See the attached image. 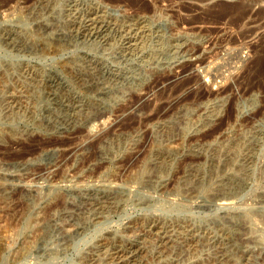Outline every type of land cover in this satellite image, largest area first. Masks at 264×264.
Masks as SVG:
<instances>
[{
    "label": "rangeland",
    "instance_id": "1",
    "mask_svg": "<svg viewBox=\"0 0 264 264\" xmlns=\"http://www.w3.org/2000/svg\"><path fill=\"white\" fill-rule=\"evenodd\" d=\"M113 1L0 0V264H264V0Z\"/></svg>",
    "mask_w": 264,
    "mask_h": 264
},
{
    "label": "bare ground",
    "instance_id": "2",
    "mask_svg": "<svg viewBox=\"0 0 264 264\" xmlns=\"http://www.w3.org/2000/svg\"><path fill=\"white\" fill-rule=\"evenodd\" d=\"M108 1H109V0H108ZM112 1H113V0H112ZM116 1H117V0H116ZM122 1H123V0H122ZM128 1H129V0H128ZM128 1H126V2H124V3H125V4L127 3L126 5L131 7V6L133 5V1H131V0H130L129 2H128ZM168 1H169V0H168ZM197 1L200 2V3H203V2L206 1V0H197ZM102 2H104V1H102ZM110 2H111V1H110ZM113 2L116 4L115 1H113ZM118 2H121V1H118ZM136 2L138 3L139 1L137 0ZM140 2H141V1H140ZM140 2L138 3L139 5H140ZM143 2H144V1H143ZM151 2H152V1H151ZM173 2H174V1H173ZM121 3H123V2H121ZM121 3H120V4H121ZM169 3H170V1H169ZM99 4H100V3H99ZM138 4H136V6H137ZM149 4H150V3H149ZM155 4H156V3H155ZM100 5H101V4H100ZM134 5H135V4H134ZM134 5H133V6H134ZM141 5H142V4H141ZM144 5H147V4H144ZM156 5H157V4H156ZM230 5H231V4H230ZM246 5H247V4H246ZM116 6H117V5H116ZM127 6H126V7H127ZM133 6H132V8H133ZM147 6H148V5H147ZM168 6H169V5H168ZM99 7H100V6H99ZM110 7H111V6H110ZM112 7H113V6H112ZM123 7H124V6H123ZM123 7H122V8H123ZM126 7H125V8H126ZM141 7H143V6H141ZM141 7L139 6V8H140L142 11H146V12H147V8H148V7H147V8H146L145 6H144L143 8H141ZM149 7H151V6H149ZM224 7H225V6H223V8H224ZM245 7H246V6H244V4H243L242 2L236 3V4L231 5V6L228 5L229 10H237V15H236V17L234 18L235 21H236V19H237V21H238V17H239L241 14H243V12H244L243 10H246V9H247V8L244 9ZM94 8H96V7H94ZM120 8H121V6H120ZM128 8H129V7H128ZM100 9H101V8H100ZM130 9H131V8H130ZM133 9H134V10L136 9L135 6H134ZM140 9H138V10H140ZM148 9H149V8H148ZM155 9H156V8H155ZM225 9H226V8H225ZM101 10H102V9H101ZM111 10H112V9H111ZM131 10H132V9H131ZM149 10H150V9H149ZM248 10H249V9H248ZM248 10H247V11H248ZM95 11H96V10H95ZM95 11H94V12H95ZM108 11H109V10H108ZM127 11H129V9H128ZM136 11H137V10H136ZM142 11H137V12L140 13V12H142ZM157 11H159V9H158ZM247 11H246V12H247ZM102 12H103V11H102ZM106 12H107V11H106ZM111 12H112V11H111ZM113 12H114V10H113ZM113 12H112V13H113ZM119 12H120V11H118V13H119ZM108 13H109V12H108ZM112 13H111V14H112ZM115 13H116V12H115ZM123 13H124V12H123ZM131 13H132V12H131ZM131 13H130V15H131ZM150 13H151V12H150ZM155 13H157V12H155ZM163 13H165V12H163ZM166 13H167V12H166ZM170 13H171V12H170ZM220 13H223V11L221 10V12H219V14L217 13V15H215V17H220V16L222 17V15H220ZM121 14H122V13H121ZM125 14H126V13H125ZM135 14H136V13H135ZM141 14H142V13H141ZM141 14H140V15H141ZM223 14H224V13H223ZM247 14H248V13H246V15H247ZM94 15H96V14H94ZM101 15H102V14H101ZM119 15H120V14H119ZM144 15H145V14H144ZM146 15H147V14H146ZM149 15H150V14H149ZM154 15H155V14H154ZM92 16H93V14H92ZM99 16H100V15H99ZM223 16H224V15H223ZM243 16L245 17V15H243ZM243 16H242V17H243ZM93 17H94V16H93ZM104 17H105V16H104ZM118 17H120V16H117V20H115L116 17H115V19H111V20L117 21L116 23H114L115 25H114L113 23H112V24H113V25H112V24H111L112 21H109V23L111 24V26H110L109 28H111V27L113 26L114 28H116L117 30H119V31H121V32H122V30H124V29H122V27H123V24H125V23H126V25H124V28H126L127 25L131 24V22H133V24L140 25V26H141V24H142L144 21H145V23L147 22V21L145 20L144 17H141V16L139 17V16H137V15L134 16V13H133L132 16L124 15V16H121L119 19H118ZM149 17H150V16H149ZM160 17H161V16H160ZM215 17H214V18H215ZM106 18H108V17H106ZM113 18H114V17H113ZM146 18H147V17H146ZM208 18H209V17L204 18V19H203V18H200V17H193V18L191 17V20H190L188 23H189V24L204 23L205 21L208 22V20H209ZM90 19H91V18H90ZM102 19H103V18H102ZM166 19H167V17H166ZM212 19H213V18H212ZM216 19H217V18H216ZM224 19H225V18H224ZM107 20H109V18H108ZM147 20H148V22L150 21L149 19H147ZM218 20H219V19H218ZM234 20H233V22H234ZM114 21H113V22H114ZM125 21H126V22H125ZM127 21H129L130 23L128 22L129 24H127ZM184 21H185V20H184ZM184 21H183V22H184ZM216 21H217V20H216ZM92 22H93V21H92ZM98 22H99V21H98ZM123 22H125V23H123ZM227 22H228V21H227ZM104 23H105V22H104ZM145 23L143 24L144 26L142 25L143 27L141 26V28H144V27L146 26ZM217 23H218V22H217ZM90 24H91V23H90ZM90 24H89V25H90ZM110 24H109V25H110ZM179 24H180V23H179ZM183 24H184V23H183ZM147 25H148V24H147ZM154 25H155V24H154ZM186 25H187V24H186ZM125 26H126V27H125ZM130 26H131V25H130ZM149 26H150V25H149ZM149 26H147V27L149 28ZM176 26H177V25H176ZM105 27H108V26L106 25ZM128 27H129V26H128ZM131 27L133 28V27H135V26H131ZM131 27H130V28H131ZM88 28H89V27H88ZM99 28H100V27H98V29H99ZM138 28H139V27H137V29H136V28H135V29L138 30ZM154 28H155V27H154ZM95 29H96V28H95ZM112 29H113V28H112ZM116 29H114V30L117 32ZM127 29H128V28H126V30H127ZM162 29H163V28H162ZM48 30H49V29H48ZM106 30H107V29H106ZM106 30H105V31H106ZM114 30H112V31H114ZM149 30H150V29H149ZM151 30H152V29H151ZM156 30H157V29H156ZM156 30H154V31H156ZM46 31H47V30H46ZM50 31H51V30H50ZM109 31H110V30H109ZM129 31H131V29H130ZM144 31H145V30H144ZM147 31H148V30H147ZM159 31H160V30H159ZM162 31H163V30H162ZM55 32H56V31H55ZM58 32H59V31H58ZM116 32H115V33H116ZM125 32H126V31H125ZM135 32H136V31H135ZM139 32H140V31H138V33H139ZM165 32H166V31H165ZM52 33H53V32H52ZM118 33H120V32H118ZM118 33H117V35H118ZM122 33H124V32H122ZM132 33H133V35L131 34L132 36H131V35L128 36V38H129V39H128V40H129L128 42H129V43H130L131 41L134 42L135 40L140 39V37H141L140 40H142L143 38H147V37H148V36H147V37H146V36H143V37H142V35H143L142 32H141V36H140L139 34H134V32H132ZM136 33H137V32H136ZM147 33H149V31H148ZM147 33H146V35H148ZM170 33H171V32H170ZM178 33H180V32H178ZM54 34H55V33H54ZM120 34H121V33H120ZM120 34H119V36H120ZM127 34H130V33H127ZM144 34H145V32H144ZM199 34H200V33H199ZM50 35H51V34H50ZM105 35H106V34H105ZM135 35H137V39L135 38V37H136ZM138 35L140 36L139 38H138ZM161 35H162V34H161ZM165 35H166V34H165ZM94 36H95V35H94ZM100 36H101V35H100ZM106 36H107V35H106ZM123 36H124V35H123ZM166 36H168V35H166ZM169 36H170V35H169ZM95 37H97V36H95ZM104 37H105V36H104ZM111 37H113V36H111ZM121 37H122V36H121ZM121 37H120V38H121ZM125 37H126V36H125ZM125 37H124V38H125ZM163 37H164V35H163ZM163 37H162V38H163ZM171 37H173V36H171ZM199 37H200V36H199ZM206 37H207V36H206ZM206 37H204V38H206ZM101 38H102V36H101ZM200 38H202V37H200ZM122 39H123V38H122ZM125 39H126V38H125ZM125 39H123V40H125ZM151 39H152V38H151ZM153 39H154V38H153ZM165 39H166V38H165ZM172 39H173V38H172ZM175 39H176V38H175ZM175 39H174V40H175ZM207 39H208V38H207ZM100 40H101V39H100ZM140 40H139V41H140ZM146 40H147V39H146ZM155 40H157V39H155ZM160 40H161V39H159V41H160ZM169 40H170V39H169ZM203 40H204V39H203ZM92 41H93V39H92ZM114 41H115V40H114ZM139 41H138V42H139ZM143 41H144V40H143ZM147 41H148V40H147ZM159 41H158V42H159ZM118 42H119V39H118ZM123 42H124V41H123ZM135 42H136V41H135ZM135 42H134V43H135ZM144 42H145V41H144ZM209 42H210V40H209ZM96 43H97V42H96ZM111 43H112V42H111ZM125 43H126V42H125ZM151 43H152V42H151ZM204 43H205V42H204ZM94 44H95V42H94ZM114 44H115V43H114ZM131 44H132V42H131ZM131 44H127V43H126V46H127V45H130V47H131ZM140 44L143 45V43H140ZM140 44H139V45H140ZM161 44H162V43H161ZM202 44H203V43H202ZM210 44H211V43H210ZM124 45H125V44H124ZM152 45H153V44H152ZM200 45H201V44H200ZM98 46H99V45H98ZM110 46H111V45H110ZM121 46H122V45H121ZM157 46H158V45H157ZM160 46H161V45H160ZM171 46H172V45H171ZM209 46H210V45H209ZM134 47H136V46H134ZM142 47H143V46H142ZM150 47H151V46H150ZM150 47H149V48H150ZM153 47H156V46H153ZM194 47H195V46H194ZM199 47H200V46H199ZM254 47H255V46H254ZM107 48H108V47H107ZM132 48H133V47H132ZM136 48H139V47H136ZM147 48H148V47H147ZM170 48H171V47H170ZM201 48H202V47H201ZM206 48H207V47H206ZM211 48H212V47H211ZM250 48H251V47H250ZM255 48H256V47H255ZM255 48H253V49L251 48V49H252V50H255ZM118 49H119V48H118ZM133 49H134V48H133ZM140 49H141V48H140ZM152 49H154V48H152ZM189 49H190V48H189ZM198 49H199V48H198ZM204 49H205V48H204ZM125 50H126V49H125ZM127 50H128V48H127ZM138 50H139V49H138ZM143 50H144V48H143ZM196 50H197V49H196ZM120 51H121V50H120ZM133 51H134V50H133ZM191 51H192V50H191ZM213 51H214V50H213ZM256 51H257V50H256ZM111 52H112V51H111ZM121 52H122V51H121ZM124 52H126V51H124ZM151 52H152V51H151ZM153 52H154V51H153ZM192 52H193V51H192ZM197 53H198V52H197ZM199 53H200V52H199ZM109 54H110V53H109ZM122 54H123V53H122ZM125 54H126V53H125ZM187 54H189V53H187ZM193 54H194V53H193ZM209 55H210V54H209ZM114 56H115V55H114ZM123 56H124V55H123ZM187 56H188V55H187ZM190 56H191V55H190ZM190 56H189V57H190ZM195 56H196V55H195ZM196 57H198V56H196ZM120 58H122V57H120ZM125 58H126V56H125ZM109 59H110V58H109ZM199 59H200V58H199ZM118 60H119V59H118ZM111 61H112V60H111ZM201 61H202V59H201ZM110 64H111V62H110ZM114 64H115V63H114ZM195 64H196V63H195ZM189 65H190V64H189ZM203 65H204V64H203ZM186 66H187V65H186ZM197 66H198V65H197ZM250 66H251V69L254 70V71H256L257 73H263V72H264V54L261 55V56H257L256 58H254V60L251 62V65H250ZM192 67H193V66H192ZM248 67H249V66H248ZM120 68H121V67H120ZM122 68H123V67H122ZM193 68H194V67H193ZM117 69H118V68H117ZM117 69H116V70H117ZM188 69H189V66H188V68H187V67L184 68L185 71H187ZM190 69H191V68H190ZM249 69H250V68H249ZM184 70H183V71H184ZM193 70H194V69H193ZM179 71H180V70H179ZM185 71H184V72H185ZM244 71H245V69H244ZM192 72H193V71H192ZM180 73H181V72H180ZM186 73H187V72H186ZM188 74H189V73H188ZM194 74H195V73H194ZM173 75H174V74H173ZM185 76H186V75H185ZM166 77H167V76H166ZM172 77H173V76H172ZM164 78H165V77H164ZM175 78H176V77H175ZM183 78H184V76H183ZM186 78H187V77H186ZM190 78H191V79H190ZM190 78H188L187 80L184 79V81H182L181 83L175 84V86H173L174 89L170 92V94H174L179 88L182 87V89H183V87H185L184 85H187V86H188V84H191V82H194L193 80H195V79H193L192 77H190ZM196 78H197V77H196ZM160 79H161V78H160ZM162 79H163V78H162ZM162 79H161V80H162ZM166 79H168V78H166ZM169 79H170V78H169ZM180 79H181V78H180ZM197 79H198V78H197ZM197 79H196V80H197ZM157 80H158V79H157ZM164 80H165V79H164ZM171 80H172V79H171ZM175 80H176V82H177V79H175ZM155 81H156V80H155ZM173 81H174V80H173ZM197 81H198V80H197ZM167 82H168V81H167ZM167 82H166V83H167ZM160 83H161V82H160ZM160 83H159V84H160ZM163 83H164V82H163ZM194 83H196V82H194ZM154 84H155V83H154ZM171 84H172V81H171ZM173 84H174V83H173ZM155 86H157V85H155ZM167 87H168V86H167ZM167 87H166V88H167ZM169 87H170V86H169ZM169 87H168V88H169ZM171 87H172V86H171ZM201 87H202V86H201ZM201 87H200V89H202ZM188 88H189V86H188ZM190 88H191V87H190ZM198 88H199V86H198ZM150 89H151V88H150ZM155 89H156V88H155ZM160 89H161V88H160ZM162 89H163V88H162ZM195 89H196V88H195ZM226 89H228V88H226ZM152 90H153V89H152ZM166 90H167V89H166ZM187 90H189V89H187ZM207 90H208V89H207ZM207 90H206V92H207ZM210 90H211V89H210ZM219 90H220V89H219ZM221 90H222V89H221ZM221 90H220V91H221ZM146 91H147V90H146ZM150 91H151V90H150ZM189 91H190V90H189ZM189 91H188V93H189ZM193 91H195V90L193 89ZM222 91H223V90H222ZM181 92H182V91H181ZM195 92H196V91H195ZM202 92H203V91H202ZM225 92H226V90H225ZM203 93H205V92H203ZM210 93H211V92H210ZM213 93H214V92H213ZM217 93H218V92H217ZM220 93H221V92H220ZM145 94H146V93H145ZM157 94H158V93H157ZM165 94H166V93H165ZM179 94H180V93H179ZM196 94H197V93H196ZM198 94H199V93H198ZM198 94H197V95H198ZM201 94H202V93H200V95H201ZM208 94H209V93H208ZM218 94H219V93H218ZM158 95H159V94H158ZM161 95H162V94H161ZM168 95H169V94H168ZM189 95H190V94H189ZM205 95H206V94H205ZM171 96H172V95H171ZM203 96H204V94H203ZM153 97L155 98V96H153ZM153 97H152V98H153ZM165 97H166V95H165ZM167 97H168V96H167ZM185 97H187V96L185 95ZM196 97H197V96H196ZM201 97H202V96H201ZM157 98H158V97H157ZM175 98H176V96H175ZM181 98H182V97H181ZM198 98L200 99V96H199ZM207 98H208V97H207ZM160 99H161V98H160ZM172 99H174V98H172ZM195 99H196V98H195ZM201 99H202V98H201ZM152 100H153V99H152ZM168 100L170 101L171 99H168ZM179 100H180V99H179ZM186 100H187V99H186ZM189 100H190V99H189ZM174 102H176V101H174ZM177 102H178V101H177ZM180 102H181V101H180ZM182 102H183V100H182ZM201 102H202V100H201ZM195 103H196V102H195ZM195 103H194V104H195ZM198 103H199V102H198ZM172 104H174V103H172ZM172 104H171V105H172ZM183 104H184V103H183ZM142 105H143V104H142ZM142 105H140V106L142 107ZM145 105H146V104H145ZM176 105H178V104H176ZM178 106H179V105H178ZM172 107H173V106H172ZM145 108H146V107H145ZM173 108H174V107H173ZM179 108H180V106H179ZM184 108H185V106H184ZM184 108H183V109H184ZM141 109H142V108H141ZM171 109H172V108H171ZM144 110H145V109H144ZM146 110H147V109H146ZM159 110H160V109H159ZM167 110H168V108H167ZM160 112H161V111H160ZM180 112H181V111H180ZM163 113H164V112H163ZM167 113H168V112H167ZM259 113H260V112H259ZM155 114H156V112H155ZM158 114H159V113H158ZM166 115H167V114H166ZM153 117H154V116H153ZM254 117H255V116H254ZM252 118H253V117H252ZM148 120H149V119H148ZM224 122H225V121H224ZM220 124H221V123H220ZM212 132H213V131H212ZM210 134H211V133H210ZM226 136H227V135H226ZM204 137H205V136H204ZM211 137H212V135H211ZM254 137H256V136H254ZM214 138H216V136H215ZM214 138H213V139H214ZM220 138H221V137H220ZM223 138H225V137L223 136ZM252 138H253V137H252ZM259 138H260V137H259ZM217 139H218V138H217ZM217 139H216V140H217ZM174 140H175V139H174ZM222 140H223V139H222ZM226 140H227V139H226ZM239 140H240V139H239ZM252 140H253V139H252ZM258 140H260V139H258ZM207 141H208V140H207ZM207 141H206V142H207ZM219 141H220V140H219ZM244 141H245V140H244ZM256 141H257V140H256ZM261 141H262V140H261ZM203 142H204V141H202L201 144H203ZM257 142H258V141H257ZM241 143H242V142H241ZM249 143H250V142H249ZM254 143H255V142H254ZM261 143H262V142H261ZM152 144H153V143H152ZM156 144H157V143H156ZM168 144H169V142H168ZM207 144H208V142H207ZM227 144H228V143H227ZM247 144H248V143H247ZM154 145H155V144H154ZM165 145H166V144H165ZM255 145H256V144H255ZM257 145H258V144H257ZM150 146H151V145H150ZM150 146H149V147H150ZM160 146H161V145H160ZM160 146H159V147H160ZM167 146H168V145H166V147H167ZM239 146H240V145H239ZM245 146H246V145H245ZM152 147H153V146H152ZM168 147H170V146H168ZM173 147H174V146H173ZM176 147H177V146H176ZM247 147H248V146H247ZM250 147H251V146H250ZM160 148H161V147H160ZM160 148H159V150H161ZM253 148H254V147H253ZM165 149H166V148H165ZM218 149H219V148H218ZM159 150H158V151H159ZM171 150H172V149H171ZM175 150H176V149H175ZM247 150H248V149H247ZM249 150H250V149H249ZM151 151H152V150H151ZM161 151H163V149H162ZM167 151L169 152L170 150L168 149ZM242 151H243V150H242ZM244 151H245V150H244ZM253 151H254V150H253ZM147 152H148V150H147ZM164 152H165V154H166V151H165V150H164ZM221 152H222V151H221ZM221 152H220V153H221ZM255 152H256V150H255ZM259 152H260V151H259ZM148 153H149V152H148ZM159 153H160V152H159ZM169 153H171V151H170ZM240 153H241V152H240ZM216 154H217V153H216ZM242 154H243V153H242ZM248 154H249V153H248ZM252 154H253V153H252ZM263 154H264V153H263ZM263 154H262V155H263ZM227 155H228V154H227ZM231 155H232V154H231ZM253 155H254V154H253ZM255 155H256V154H255ZM165 156H166V155H165ZM169 156H170V155H169ZM193 156H194V155H193ZM217 156H218V155H217ZM217 156H216V158H217ZM249 156H250V154H249ZM257 156H258V154H257ZM153 157H154V156H153ZM204 157H206V156H204ZM208 157L210 158L211 156H208ZM221 157H222V156H221ZM226 157H227V156H226ZM238 157H239V156H238ZM154 158H155V157H154ZM157 158H158V157H157ZM163 158H164V156H163ZM223 158H224V157H223ZM227 158H228V157H227ZM229 158H230V157H229ZM232 158H233V157H232ZM241 158H242V157H241ZM248 158H249V157H248ZM250 158H251V156H250ZM250 158H249V160H250ZM152 159H153V158H152ZM161 159H162V158H161ZM164 159H165V158H164ZM168 159H169V158H168ZM191 159H192V158H191ZM194 159H195V158H194ZM204 159H207V158H204ZM225 159H226V158H225ZM242 159H243V158H242ZM242 159H241V160H242ZM261 159H262V158H261ZM201 160H202V159H201ZM201 160H200V161H201ZM207 160H208V159H207ZM226 160H227V159H226ZM252 160H253V159H252ZM256 160H257V159H256ZM147 161H148V160H147ZM149 161H150V160H149ZM161 161H162V160H161ZM163 161H164V160H163ZM165 161H166V160H165ZM198 161H199V160H198ZM227 161H228V160H227ZM227 161H226V162H227ZM234 161H235V160H234ZM238 161H240V160H238ZM245 161H246V160H245ZM245 161H243V162H245ZM247 161H248V160H247ZM257 161H260V160L258 159ZM193 162H194V161H193ZM211 162H212V161H211ZM215 162H216V161H215ZM215 162H214V163H215ZM222 162H223V161H222ZM222 162H221V165L223 164ZM230 162H231V160H230ZM243 162H241V163H243ZM250 162H251V161H250ZM151 163H152V162H151ZM151 163H150V164H151ZM197 163H198V162H197ZM206 163H207V162H206ZM208 163H209V161H208ZM208 163H207V165H209ZM231 163H232V162H231ZM233 163H234V162H233ZM238 163H239V162H238ZM253 163H254V162H253ZM253 163H252V164H253ZM256 163H257V162H256ZM143 164H144V163H143ZM160 164H161V163H160ZM189 164H190V162H189ZM192 164L194 165V163H192ZM192 164H191V165H192ZM203 164H204V163H203ZM217 164H219V163H217ZM226 164H227V163H226ZM234 164H235V163H234ZM248 164H249V163H248ZM258 164H259V163H258ZM156 165H157V164H156ZM186 165H187V164H186ZM196 165H197V164H196ZM207 165H206V166H207ZM211 165H212V164H211ZM213 165H214V164H213ZM235 165H236V164H235ZM235 165H232V166H235ZM239 165H240V164H239ZM254 165H255V164H254ZM164 166H165V165H164ZM197 166H198V165H197ZM243 166H244V165H243ZM141 167H142V166H141ZM188 167H189V165H188ZM202 167H203V166H202ZM213 167H215V166H212L211 168L213 169ZM216 167H217V165H216ZM223 167H224V166H223ZM241 167H242V165H241ZM247 167H248V166H246V167H244V168H247ZM143 168H144V167H143ZM143 168H142V169H143ZM195 168H196V167H195ZM195 168H194V169H195ZM219 168H220V166H219ZM249 168H250V167H249ZM249 168H248V170H249ZM157 169H158V168H157ZM199 169H200V168H199ZM209 169H210V167H209ZM221 169H223V168H221ZM238 169H239V168H238ZM151 170H152V169H151ZM187 170H188V169H187ZM191 170H192V169H191ZM196 170H197V168H196ZM196 170H195V171H196ZM218 170H219V169H218ZM225 170H226V168H225ZM225 170H223V171H225ZM231 170H232V169H231ZM235 170H236V169H235ZM239 170H240V169H239ZM241 170H242V169H241ZM250 170H251V173L253 172L252 174L254 175L255 170H257V169L251 168ZM250 170H249V171H250ZM210 171H212V170H210ZM236 171H237V170H236ZM246 171H247V170H246ZM258 171H259V170H258ZM263 171H264V170H262L261 172H258V173H261L260 175L262 176V175L264 174ZM141 172L143 173V171H141ZM144 172H145V171H144ZM146 172H147V171H146ZM231 172H232V171H231ZM241 172H242V171H241ZM197 173H199V172H197ZM202 173H203V172H202ZM211 173H213V172H211ZM228 173H229V172H228ZM247 173H249V172L247 171ZM233 174H234V172H233ZM225 175H226V173H225ZM243 175H244V174H243ZM253 175H252V176H253ZM260 175H259V176H260ZM210 176H211V175H210ZM228 176H229V175H228ZM230 176H232V174H231ZM233 176H235V175H233ZM252 176H251V177H252ZM254 176H255V175H254ZM254 176H253V177H254ZM259 176H258V177H259ZM187 177H188V176H187ZM236 177H237V178H236ZM238 177H239V176H235V178H233V179L235 180V183L237 182V180H239ZM241 177H242V176H240V179H241ZM256 177H257V176H256ZM256 177H254V178H256ZM258 177H257V178H258ZM201 178H202V177H201ZM201 178H200V179H201ZM203 178H204V177H203ZM230 178H231V179H230ZM230 178L228 177L229 180H232V177H230ZM197 179H198V178H197ZM197 179H196V180H197ZM224 179H225V178H224ZM236 179H237V180H236ZM260 179H261V178H260ZM243 180H244V179H243ZM243 180H242V181H243ZM197 181H199V180H197ZM226 181H227V179H226ZM252 181H253V180H252ZM222 182H224V181H222ZM228 182H229V181H228ZM231 182H232V181H231ZM233 182H234V181H233ZM255 182H256V181H255ZM259 182H260V180H259ZM259 182H258V183H259ZM200 183H201V181H200ZM219 183H220V182H219ZM224 183H225V182H224ZM238 183H239V182H238ZM197 184H199V183H197ZM209 185H210V184H209ZM223 185H224V184H223ZM231 185L233 186V185H235V184H230V186H231ZM238 185H240V184H238ZM224 186H225V185H224ZM221 187H223V186H221ZM233 187H234V186H233ZM236 187H237V185H236ZM202 188H203V187H202ZM225 188H226V186H225ZM230 188H231V187H230ZM211 189H212V186H211ZM220 189H221L222 191H221ZM220 189H219V190H220V195H219L218 193H216V195L218 194V196H220V197L218 198V202H219V203L216 204V202H215V204H216V205H219L220 208H223V209L226 208L227 206L230 207L229 205H231V200H232V198H233L232 196H233V195L236 196V193H237V192L234 194L233 192L235 191V189H234L233 191H231V190L229 189V187H227V189H224V188H223L224 190H223L222 188H220ZM236 189H237V188H236ZM178 190H179V189H178ZM175 191H176V190H175ZM178 192H179V191H178ZM212 192H213V191H212ZM211 194H212V193H211ZM213 194H214V193H213ZM218 196H216V197H218ZM257 196H258V195H257ZM213 197H214V196H213ZM215 199H216V198H215ZM212 200H214V199H211V201H212ZM216 200H217V199H216ZM258 200H259V199H258ZM260 202H261V201H260ZM232 204H233V203H232ZM210 205H211V204H210ZM216 205H213V206H216ZM201 207H202V206H201ZM210 207H211V206H210ZM217 208H218V207H217ZM223 209H222V210H223ZM256 209H257V208H256ZM258 209H259V208H258ZM258 209H257V210H258ZM257 210H256V211H257ZM252 211H253V210H252ZM253 212H254V211H253ZM259 212H260V211H259ZM259 212H257V213H259ZM224 213H225V212H224ZM262 213H263V211H262ZM254 215H255V214H254ZM256 215H257V217H258V214H256ZM259 215L261 216V215H263V214H259ZM248 217H249V216H248ZM251 217H253V216L251 215ZM261 217H262V219H263V218H264V215L261 216ZM254 218H255V216H254L253 218H251V220L254 219ZM244 219H245V218H244ZM247 219H248V218H247ZM255 219H256V218H255ZM155 220H156V218H155ZM249 220H250V219H249ZM251 220H250V221H251ZM252 221H253V220H252ZM259 221H260V220H259ZM154 222H155V221H154ZM159 222H160V221H159ZM246 222H247V221H246ZM261 222H262V221H261ZM155 223H157V222H155ZM188 223H189V222H188ZM188 223H187V224H188ZM258 223H259V222H258ZM262 223H263V222H262ZM152 224H153V222H152ZM176 224H177V223H176ZM249 224H250V223H249ZM251 224H252V222H251ZM177 225H178V224H177ZM181 225H182V224H181ZM189 225H190V224H189ZM245 225H246V224H245ZM246 226H247V225H246ZM249 226H250V225H249ZM160 227H161V226H159V228H160ZM180 227H181V226H180ZM242 227H245V226H242ZM193 228H194V227H193ZM209 228H210V227H209ZM247 228H248V227H247ZM249 228L251 229V227H249ZM166 229H167V230H170V229H168L167 227H166ZM205 229H206V228H205ZM205 229H204V230H205ZM216 229H217V228H216ZM222 229H223V228H222ZM240 229H241V227H240ZM243 229H244V228H243ZM245 229H246V228H245ZM183 230H184V229H183ZM191 230H192V229H191ZM208 230H209V229H208ZM218 230H219V229H218ZM251 230H253V228H252ZM161 231H162V230H161ZM189 231H190V229H189ZM211 231H212V230H211ZM224 231H225V230H224ZM169 232H170V231H169ZM169 232H168V234H169ZM197 232H198V231H197ZM212 232H213V231H212ZM219 232H220V231H219ZM221 232H222V230H221ZM240 232H241V230H240ZM242 232H244V231H242ZM245 232H246V231H245ZM170 233H172V232H170ZM204 233H205V232H204ZM213 233H214V232H213ZM237 233H238V232H237ZM248 233H249V232H248ZM166 234H167V233H166ZM168 234H167V235H168ZM175 234H176V233H175ZM184 234H187V233H184ZM195 234H196V233H195ZM199 234H200V233H199ZM250 234H251V232H250ZM254 234H256V233H254ZM254 234H251V235L254 236ZM182 235H183V233H182ZM191 235H192V234H191ZM202 235H203V233H202ZM207 235H208V234H207ZM216 235H217V234H216ZM226 235H227V234H226ZM233 235H234V234H233ZM239 235H240V233L238 234V236H239ZM241 235H242V234H241ZM245 235H246V234H245ZM248 235H249V234H248ZM159 236H160V235H159ZM169 236H170V235H169ZM174 236H175V235H174ZM188 236H189V235H188ZM188 236H187V237H188ZM213 236H214V235H213ZM231 236H232V235H231ZM231 236H230V238H231ZM249 236H250V235H249ZM249 236L247 237L248 239H249ZM196 237H197V236H196ZM200 237H202V236H200ZM214 237H215V236H214ZM219 237H220V236H219ZM219 237H217V238H219ZM242 237H243V235H242ZM245 237H246V236H245ZM254 237H255V236H254ZM178 238H179V237H178ZM190 238H191V237H190ZM204 238H205V237H204ZM223 238H224V237H223ZM227 238H228V237H227ZM232 238H233V236H232ZM234 238H235V237H234ZM166 239H167V238H166ZM166 239H165V240H166ZM173 239H174V238H173ZM200 239H202V238H200ZM252 239H253V238H252ZM254 239H255V238H254ZM182 240H183V239H182ZM210 240H211V239H210ZM235 240H236V239H235ZM235 240H234V241H235ZM167 241H168V240H167ZM171 241H172V240H171ZM173 241H174V240H173ZM176 241H177V240H176ZM180 241H181V240H180ZM195 241H196V240H195ZM204 241H205V240H204ZM204 241H203V242H204ZM208 241H209V240H208ZM218 241H219V240H218ZM159 242H160V241H159ZM162 242H163V239H162ZM178 242H179V240H178ZM189 242H190V240H189ZM189 242H188V243H189ZM228 242H229V241H228ZM228 242H227V244H228ZM254 242H255V240H254ZM163 243H164V242H163ZM198 243H199V242H198ZM204 243H205V242H204ZM204 243H203V244H204ZM207 243H208V242H207ZM222 243H223V242H222ZM230 243H231V242H230ZM230 243H229V244H230ZM173 244H174V243H173ZM192 244H193V243H192ZM200 244H201V243H200ZM240 244H241V243H240ZM240 244L238 243V246H239ZM168 245H169V244H168ZM187 245H188V244H187ZM189 245H190V244H189ZM189 245H188V246H189ZM196 245H197V244H196ZM233 245H234V244H233ZM157 246H158V245H157ZM161 246H162V245H161ZM171 246H172V245H171ZM183 246H184V245H183ZM193 246H194V244H193ZM231 246H232V245H231ZM164 247H165V245H164ZM168 247H169V246H168ZM172 247H173V246H172ZM220 247H222V244H221ZM220 247H219V248H220ZM228 247H229V246H228ZM242 247H243V246H242ZM158 248H160V246H159ZM181 248H182V247H181ZM190 248H191V247H190ZM193 248H194V247H193ZM195 248H196V247H195ZM195 248H194L193 250H195ZM197 248H198V247H197ZM231 248H233V247H231ZM165 249H166V248H165ZM177 249H178V248H177ZM200 249H201V248H200ZM237 249H238V247H237ZM161 250L163 251V249H161ZM166 250H167V249H166ZM173 250H174V248H173ZM182 250H183V249H182ZM167 251H168V250H167ZM201 251H202V250H201ZM232 251H234V250L232 249ZM241 251H242V250H241ZM180 253H181V252H180ZM200 254H201V253H200ZM252 254H253V253H252ZM252 254H251V255H252ZM228 255H229V254H228ZM163 256H164V255H163ZM246 257H247V256H246ZM249 258H250V257H249ZM251 259H252V257H251ZM158 260H159V258H158ZM158 260H157V261H158ZM247 261H248V260H247ZM231 263H232V262H231ZM233 263H234V262H233ZM248 263H249V262H248ZM251 263H252V262H251ZM253 263H254V262H253ZM254 264H255V263H254Z\"/></svg>",
    "mask_w": 264,
    "mask_h": 264
}]
</instances>
